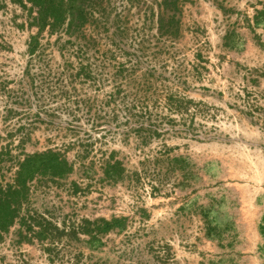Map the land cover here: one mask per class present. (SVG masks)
<instances>
[{"label": "rangeland", "instance_id": "obj_1", "mask_svg": "<svg viewBox=\"0 0 264 264\" xmlns=\"http://www.w3.org/2000/svg\"><path fill=\"white\" fill-rule=\"evenodd\" d=\"M263 3L84 0L99 50L66 59L108 65L68 102L54 91L59 52L45 45L31 63L27 11L0 0V187L25 154L51 148L74 162L61 178L29 182L19 218L0 231V264H264ZM27 69L49 77L40 101L43 79L31 84ZM145 106L149 119L136 116ZM112 153L115 182L101 165ZM36 214L60 227L102 217L124 227L40 241L20 226Z\"/></svg>", "mask_w": 264, "mask_h": 264}, {"label": "trees", "instance_id": "obj_2", "mask_svg": "<svg viewBox=\"0 0 264 264\" xmlns=\"http://www.w3.org/2000/svg\"><path fill=\"white\" fill-rule=\"evenodd\" d=\"M12 3L17 4L19 7L27 11L29 17L28 25L35 29V33L29 37L27 52L31 58L36 54L38 56L44 54L45 45H51L59 52L60 57L63 59L60 71L55 73L54 91L57 99L69 100L73 99L72 93L77 91V87L80 83L87 84L94 82V67L99 66L102 62L108 65V59L101 53V56L105 60H100L99 64L93 65L88 61H82L78 63L77 67H74L72 62L68 59L73 55H79L81 58L85 57L90 49L99 50L100 42L93 36H87L86 31L91 28H96L95 25L87 23L88 13L84 7V0H10ZM164 2L168 0H163ZM174 3L177 0H170ZM264 4V3H263ZM161 8H164L166 14V7L161 4ZM173 14H170L166 21L169 25L177 24ZM162 17H159L161 23ZM164 21V20H163ZM162 24V23H161ZM46 36L47 44H42L41 39ZM67 36L66 38H63ZM51 38L53 42H51ZM32 65V64H31ZM34 65V64H33ZM131 67V68H128ZM132 65H121L118 67L117 72L131 73L135 71ZM49 74V73H48ZM29 75L30 83L34 82L35 77L38 75L41 77V83L39 87H35L38 91V100L40 101L46 94V91H50V84L47 81L49 78L43 73L30 74V69H27V76ZM146 76V75H144ZM34 86V84H33ZM33 88V91L35 90ZM176 112L182 110L181 104L173 103ZM89 112L86 116H92L93 113ZM64 114L70 118H77L76 110L66 109ZM139 118H150L147 106L141 109L136 114ZM95 130V127H94ZM155 132V131H154ZM153 134V133H151ZM1 139V137H0ZM92 151V145L88 143L82 150L75 155L77 162H82V158ZM102 172L105 178L111 181H117L122 170L121 162L113 159V153L109 157L102 161ZM74 162L69 161L60 152L51 148L42 152H35L32 154H25L21 161L17 162V169L14 173V177L10 183H6L0 187V231H7L15 222L16 218H19V210L22 206V200L26 199L29 191V182L33 180L36 175L49 176L51 178H61L73 170ZM119 170V171H118ZM35 217H23L20 221L21 228L27 232H32L38 240H50L54 241L56 236L60 235H73L77 238L78 233L88 234L89 238L96 240L97 234L105 233L113 229H121L124 227L123 218L112 217L111 219L96 218L90 220L83 218L79 224L71 225L69 228L65 223L60 225L48 220L44 215L36 214ZM28 216V215H27ZM38 217V218H37ZM36 228V229H35ZM68 228V229H67Z\"/></svg>", "mask_w": 264, "mask_h": 264}]
</instances>
